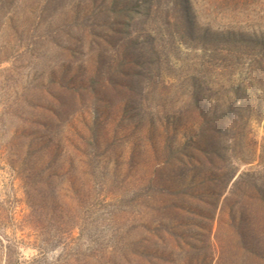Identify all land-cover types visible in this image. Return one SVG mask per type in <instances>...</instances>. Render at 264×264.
Wrapping results in <instances>:
<instances>
[{
  "label": "rangeland",
  "instance_id": "rangeland-1",
  "mask_svg": "<svg viewBox=\"0 0 264 264\" xmlns=\"http://www.w3.org/2000/svg\"><path fill=\"white\" fill-rule=\"evenodd\" d=\"M260 200L264 0H0V264H264Z\"/></svg>",
  "mask_w": 264,
  "mask_h": 264
},
{
  "label": "trees",
  "instance_id": "trees-1",
  "mask_svg": "<svg viewBox=\"0 0 264 264\" xmlns=\"http://www.w3.org/2000/svg\"><path fill=\"white\" fill-rule=\"evenodd\" d=\"M216 119H218L219 121L220 120H223L224 121L226 119V117L224 115H218L217 117H216V115H214V119H212V122L211 123L213 124L216 121ZM220 180L221 181H224V180L226 181L227 179H224V177H222V178H220ZM215 183H217V181H215ZM263 202H264V200L263 201L260 200V203H261L262 206H264V203Z\"/></svg>",
  "mask_w": 264,
  "mask_h": 264
}]
</instances>
